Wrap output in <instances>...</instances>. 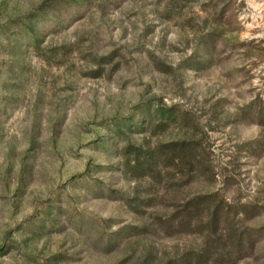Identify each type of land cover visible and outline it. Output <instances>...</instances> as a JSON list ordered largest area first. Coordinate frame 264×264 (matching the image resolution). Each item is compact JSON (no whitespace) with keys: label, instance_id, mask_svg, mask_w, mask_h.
<instances>
[{"label":"rangeland","instance_id":"1","mask_svg":"<svg viewBox=\"0 0 264 264\" xmlns=\"http://www.w3.org/2000/svg\"><path fill=\"white\" fill-rule=\"evenodd\" d=\"M0 264H264V0H0Z\"/></svg>","mask_w":264,"mask_h":264}]
</instances>
